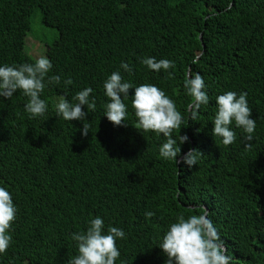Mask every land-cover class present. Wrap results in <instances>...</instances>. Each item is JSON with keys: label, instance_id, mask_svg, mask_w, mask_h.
Returning a JSON list of instances; mask_svg holds the SVG:
<instances>
[{"label": "trees", "instance_id": "16d2710c", "mask_svg": "<svg viewBox=\"0 0 264 264\" xmlns=\"http://www.w3.org/2000/svg\"><path fill=\"white\" fill-rule=\"evenodd\" d=\"M35 11L57 31L45 56L53 66L48 75H60L61 84L41 94L43 117L23 110L28 98L20 90L0 98V184L17 207L0 264H66L76 255L70 234L95 216L126 233L116 241L115 264H165L157 246L168 224L204 210L231 264H264V0H0V64L35 63L24 48ZM143 57L174 61L172 75L147 69ZM121 61L133 66L131 75ZM117 70L175 102L182 123L172 136L187 135L181 155L196 149V165L159 156L165 138L138 128L131 97L124 100L126 126L102 115V84ZM186 73H199L207 86L209 104L195 118ZM84 87L93 89L95 112L82 122L56 117V100L71 101ZM226 91L247 93L253 141L238 128L228 146L211 135L215 97ZM83 123L89 133L82 137Z\"/></svg>", "mask_w": 264, "mask_h": 264}, {"label": "clouds", "instance_id": "9594fccd", "mask_svg": "<svg viewBox=\"0 0 264 264\" xmlns=\"http://www.w3.org/2000/svg\"><path fill=\"white\" fill-rule=\"evenodd\" d=\"M139 63L154 72H165L174 67V61L155 57L140 58ZM52 63L46 56L36 59L35 63L19 65L0 64V98L9 99L17 90L27 97L23 110L30 118L43 117L48 105L41 98L46 86H59L60 75L48 73ZM120 69L131 75L133 66L121 61ZM72 83L70 78L63 80L64 85ZM104 95L108 101L103 106V116L113 126L127 125L128 115L124 100L131 97V107L138 128L144 132L162 134L164 142L159 146V156L165 160H174L178 166L192 168L197 164L196 149H190L181 155L180 145L188 141L187 135L174 138L172 132L180 128L182 114L177 110L175 102L164 91L154 84L134 86L130 80H125L121 71H113L102 84ZM206 84L199 73H186L183 88L192 98L190 104L191 116L195 118L201 106L209 104ZM129 89H132L129 95ZM91 87L79 90L69 101L66 96H60L54 104L55 115L65 121H85L87 113L95 112L96 98L90 96ZM216 111L211 121V135L220 138V142L228 146L236 141L240 129L245 141L254 140L256 119L251 118V108L248 106L247 93L241 91H226L215 97ZM85 106L87 112L82 111ZM89 124L83 123L81 136H87ZM17 207L13 202L12 193L6 186L0 184V255L5 254L12 242V222L16 219ZM145 217L151 218L154 213L145 211ZM71 241L76 246V255L67 260L66 264H115L120 257L116 241L126 239L122 228L105 226L100 216H95L86 222L83 232L70 234ZM159 249L166 256L165 264H231L232 256L228 253L224 241L213 222L208 218L207 211L198 214H179L170 222L166 231L158 241ZM121 264H125L121 261Z\"/></svg>", "mask_w": 264, "mask_h": 264}, {"label": "rangeland", "instance_id": "374dc122", "mask_svg": "<svg viewBox=\"0 0 264 264\" xmlns=\"http://www.w3.org/2000/svg\"><path fill=\"white\" fill-rule=\"evenodd\" d=\"M57 36V31L45 26L39 11L30 15V28L26 32L24 48L33 58L45 56L46 45Z\"/></svg>", "mask_w": 264, "mask_h": 264}, {"label": "water", "instance_id": "95a60500", "mask_svg": "<svg viewBox=\"0 0 264 264\" xmlns=\"http://www.w3.org/2000/svg\"><path fill=\"white\" fill-rule=\"evenodd\" d=\"M200 37V36H199Z\"/></svg>", "mask_w": 264, "mask_h": 264}]
</instances>
